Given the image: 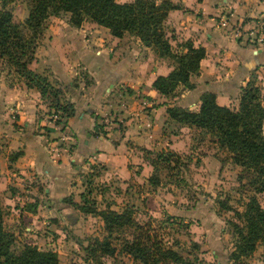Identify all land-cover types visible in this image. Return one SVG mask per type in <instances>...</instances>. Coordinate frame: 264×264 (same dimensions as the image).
<instances>
[{"label":"crops","instance_id":"crops-1","mask_svg":"<svg viewBox=\"0 0 264 264\" xmlns=\"http://www.w3.org/2000/svg\"><path fill=\"white\" fill-rule=\"evenodd\" d=\"M170 1L176 4L165 17L170 44L181 49L179 42L188 39L204 47L197 71L189 75L191 87L178 85L173 95L159 93L152 80L167 73L173 60L159 56L136 35L124 31L115 36L90 20L75 26L59 18L49 24L45 41L39 38L27 66L56 82L52 84L59 89V99L72 103V113L62 115L59 124L48 119L44 111L50 105L46 107L37 87L27 86L22 76L9 80V89L1 91V112L9 103V139L1 146L0 168L9 164L5 172L9 203L15 201L13 221L22 222L28 235L38 238L37 233L49 229L65 241L76 237L79 224L72 216H82L69 214L62 196L74 186L72 176L92 170L94 163L101 165L98 174L104 179L139 180L140 170L148 168L141 147L151 148L159 141L157 130L167 119V105L196 109L203 91L213 92L219 104H236L250 73L261 85L264 99V42L246 37L264 23V0ZM112 115L122 121L121 129L115 127ZM172 142L167 145L173 146ZM16 150L19 153L13 156ZM258 194L264 207V191ZM30 199L34 203L28 208ZM53 199L57 207H52Z\"/></svg>","mask_w":264,"mask_h":264},{"label":"trees","instance_id":"trees-1","mask_svg":"<svg viewBox=\"0 0 264 264\" xmlns=\"http://www.w3.org/2000/svg\"><path fill=\"white\" fill-rule=\"evenodd\" d=\"M11 1L0 0V58L14 65V70L24 77V83L36 86L41 95L50 90L53 105L63 116L72 113V103L60 100L59 89L53 87L45 75L27 66L33 58L35 38L49 14L67 12L70 24L76 26L82 20H90L107 27L115 36L127 31L136 35L144 45L152 47L159 56L171 57L170 70L157 74L151 83L161 94H171L178 85L191 87L189 75L197 71L199 59L204 55V47L193 45L190 40H185L181 49L170 44L171 33H167L164 24L167 11L176 7L170 0H28L27 14L20 20L13 18L7 6ZM263 100L261 85L256 82L255 74L250 73L240 86L236 104H219L213 92L203 91L196 109L171 104L165 110L172 120L202 129L212 143L226 151L233 164L250 173L247 183L256 193L264 191ZM18 153L16 150L13 156ZM154 158L161 159L166 165L171 161L172 166L180 163L179 156L172 150L156 152ZM152 159L154 168L157 162ZM148 180L156 183L158 179L150 174ZM243 204L242 210L233 209L234 216L242 222L231 220L235 233L231 252L234 258L250 253L257 243L264 248V207L255 194L249 195ZM131 211L129 208L98 210L105 233L101 238L94 237L87 246L95 264H113L101 257H113L116 251L124 252L139 264L189 262V258L173 247L172 243L177 240H163L154 229L151 218L137 221ZM2 213L0 206V264H58L57 253L51 248H41L30 242L13 247V231L4 226ZM172 218L177 217L166 215V219ZM112 239H116L117 244L112 243Z\"/></svg>","mask_w":264,"mask_h":264},{"label":"rangeland","instance_id":"rangeland-1","mask_svg":"<svg viewBox=\"0 0 264 264\" xmlns=\"http://www.w3.org/2000/svg\"><path fill=\"white\" fill-rule=\"evenodd\" d=\"M7 6L11 9L13 18L20 20L26 16L29 4L28 0H12ZM59 18L68 19V13L49 14L45 18L44 26L35 38L33 57L39 38L43 36L42 39L45 41L51 31L49 24ZM166 29L168 33L167 26ZM185 40L179 44H183ZM172 47L179 49L175 45ZM14 68V65L0 58V93L9 89V80H20L19 77L22 75ZM10 70L13 72L9 76ZM22 81L24 82V77ZM2 83L6 86L5 89L2 88ZM52 83L56 82L52 80ZM53 84L52 86L55 87ZM180 86L183 88L182 85ZM177 89L179 86L176 87ZM52 95L50 90L43 94L44 102H48L46 107L50 105V109L44 113L48 112V119L59 124L62 115L55 111ZM7 104L3 107V112L0 104V151L1 146H5L6 139H9V103ZM112 117L115 127L121 129L122 121L113 115ZM158 128L159 141L151 148L141 147L142 158L148 168L140 170L139 180L129 177L124 182L113 176L104 179L98 174L101 173L102 167L97 163H94L92 170L85 169V172L72 176L75 177V180H72L74 186L62 196V202L67 204L66 211L69 214L76 213L82 217L72 216L75 223L79 224L80 232L74 234H77L76 237L68 236L67 241L63 235L51 232L49 229L37 233L38 238L35 235L32 237L26 233L22 222L13 221L11 206H15V201L9 203V173L5 172L7 168L9 172V164H3L0 168V206L3 211L4 226L13 231L12 246L16 248L22 242L31 243L36 240L37 243L34 244L41 248H51L56 251L58 264H95L90 259L87 246L94 237L101 238L105 233L98 210L111 208L120 211L129 208L137 221L151 218L154 229L163 240L168 242L177 240L176 243H172L173 247L185 258H189V262L174 264H264V248L260 243H257L246 255L237 258L231 255L235 239L231 220L242 222L240 218L234 216L233 209L242 210L243 203L251 194H255L262 206L258 192L253 193L252 186L247 183L250 173L233 164L227 157L226 151L212 143L202 129L176 122L168 116ZM170 140L173 141L171 143L173 146L169 147L167 142L170 143ZM161 150L175 152L180 158L179 165L172 166V161L168 163L170 165H166L161 159L156 160L154 155ZM152 158L157 162L154 168L151 164ZM150 174L157 177L156 183L148 180ZM15 190L20 188L15 186ZM38 191L42 194L39 184ZM20 192L26 193L24 190ZM33 203L32 199L27 201L29 205ZM51 205L57 207L59 204L53 199ZM166 215L177 218L166 219ZM59 237L63 240H56ZM111 242L117 244L116 239H112ZM101 258L113 264H139L121 251H116L113 257Z\"/></svg>","mask_w":264,"mask_h":264},{"label":"built area","instance_id":"built-area-1","mask_svg":"<svg viewBox=\"0 0 264 264\" xmlns=\"http://www.w3.org/2000/svg\"><path fill=\"white\" fill-rule=\"evenodd\" d=\"M248 41H257L259 43L264 42V23L259 22L257 24V30H251L248 31L246 34ZM56 112H59L57 109H55Z\"/></svg>","mask_w":264,"mask_h":264}]
</instances>
